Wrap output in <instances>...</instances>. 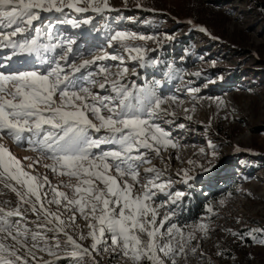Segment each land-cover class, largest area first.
<instances>
[{
  "label": "rangeland",
  "instance_id": "374dc122",
  "mask_svg": "<svg viewBox=\"0 0 264 264\" xmlns=\"http://www.w3.org/2000/svg\"><path fill=\"white\" fill-rule=\"evenodd\" d=\"M108 3L110 10L100 13H75L69 9L55 17L45 13L43 20L77 18L79 27L66 22L58 26L76 33L68 60L59 62L78 87H86L99 96L115 95L111 84L119 79L121 84L134 89L153 87L156 94L164 98V108L179 103L192 109V118L188 113V118L182 117L176 108L168 110L173 115L153 117L152 122L170 133L175 145L189 140L184 143L188 152L171 162L167 160L174 151L171 146L161 148L159 155L141 149L148 162H138L140 182L135 185V190L140 191L147 177L152 175L145 169L154 168L160 172L161 181H171L167 191L183 193L175 204L163 193H157L154 198V204L164 205L159 210L158 220L169 213L170 223L177 224L185 236L191 233L194 237L185 252L175 257L177 264H264V243H261L264 241V0H108ZM85 19L89 23L84 24ZM38 22L34 23L39 25ZM51 26L54 29V25ZM47 27H42L41 42H64L54 31L49 40L44 31ZM116 31L136 35L137 38L128 40L127 44L141 48L144 61L133 60L131 56L135 53L130 55L120 42L109 46L110 36ZM139 36L151 39L140 40ZM69 37L68 34L67 39L72 38ZM84 37H88L86 46ZM62 50L58 47L42 54L55 61L59 60ZM105 54L109 57L105 62L96 59ZM73 55L77 59L72 60ZM111 55L122 59L112 60ZM85 60L89 64L75 71ZM20 64L23 69L39 70L42 65L36 59L30 66ZM101 68L112 75L98 79ZM125 68L127 72L122 78L118 77L117 73ZM103 83L106 86L101 92L98 88ZM12 142L7 137L0 141L31 174H41L40 167L46 169L44 165L51 163L44 159L33 163L37 154L25 144H17V147ZM29 163H33L32 168L27 167ZM48 172L53 173L51 169ZM48 176L51 187L71 196L64 185L75 184V178L59 174ZM128 182L131 183L130 178ZM51 187L44 188L48 199L52 198ZM5 201L15 206L18 198L0 184V202ZM45 207L63 213L65 220L70 215L55 204L45 202ZM25 215L22 223L29 230H38L37 217L30 210ZM76 215V225L68 230L74 236L86 234V221L79 213ZM199 225H204L205 230L201 231ZM169 226L166 223L162 231L166 232ZM45 234L49 243H54V233L45 230ZM60 239L63 242L62 236ZM79 242L85 246L91 243L90 240ZM110 245V239L106 238L92 253V258L85 257L80 264H92L93 259L96 264H127L122 253L113 251ZM39 255L53 264H74L71 259H57L47 253ZM164 259L165 264H171L169 258Z\"/></svg>",
  "mask_w": 264,
  "mask_h": 264
},
{
  "label": "snow or ice",
  "instance_id": "6c2138e0",
  "mask_svg": "<svg viewBox=\"0 0 264 264\" xmlns=\"http://www.w3.org/2000/svg\"><path fill=\"white\" fill-rule=\"evenodd\" d=\"M66 8L75 13L110 10L108 0H0V28L11 29L0 31V51L8 50L0 56L3 61L0 63V141L7 137L18 145L26 144L28 150L37 154L33 163L40 159L51 161L44 166L76 180L75 184L64 185L71 192L69 196L51 187L46 176L41 178L26 171L23 163L0 143V184L18 198L15 206L0 202V264H53L40 253L80 264L85 257L92 258V253L106 238L110 239L113 251L122 253L127 264L145 261L165 264L164 258L177 264L175 257L185 252L194 237L191 233L185 236L177 224L170 223L169 213L158 220L164 205L154 204V198L157 193H163L175 204L183 193L167 191L171 181H161L160 172L154 168L145 169L152 175L140 191L135 190L140 182L138 162H148L141 149L159 155L161 148L175 147L170 133L152 122L153 117L173 113L163 107L165 100L153 87L134 89L118 79L111 84L115 95L109 96L78 87L59 62L68 60L74 41L43 43L42 28L34 23L41 20V13L63 14ZM58 22L80 26L76 19ZM33 30L36 35H31ZM44 31L51 40L53 27L49 25ZM200 31L206 29L200 28ZM136 38L135 34L116 31L110 36L109 46L120 42L130 55L135 53L131 56L133 60L144 61V51L127 44ZM58 47L63 49L59 60H49L42 54ZM24 56L48 64L49 68L41 71L18 67L14 58ZM106 58L108 54L96 57ZM110 58L122 59L117 55ZM88 64L85 60L74 70ZM100 71L107 72V69ZM126 72L125 68L117 76L122 78ZM104 145L112 147L104 149ZM33 163L27 167L32 168ZM185 177L187 181V173ZM46 185L51 187V199L44 191ZM45 202L57 205L58 209L63 207L70 213L67 220L63 213L46 208ZM24 205L28 208H23ZM29 210L37 217L38 230H29L22 223ZM208 211L212 209L209 207ZM77 213L86 221L88 232L74 236L68 229L76 225ZM166 223L170 226L165 232L162 229ZM198 227L205 230L204 225ZM45 230L54 233V243H49ZM84 240H90V245L79 242ZM92 264H96L94 259Z\"/></svg>",
  "mask_w": 264,
  "mask_h": 264
},
{
  "label": "bare ground",
  "instance_id": "6f19581e",
  "mask_svg": "<svg viewBox=\"0 0 264 264\" xmlns=\"http://www.w3.org/2000/svg\"><path fill=\"white\" fill-rule=\"evenodd\" d=\"M67 10H69V9H65L64 10V13L67 11ZM64 13L63 14H61V13H57V12H50L49 14L51 15V16H58V15H64ZM77 19V18H76ZM45 21H47V24H45L44 22ZM43 20V17H41V20L38 22V24L39 25H37V26H41V28L43 27V28H46L48 25H52L53 23H55V27H54V29H53V31L56 33V32H58V31H60V30H63V31H65V29H66V27L65 28H63L62 26L60 27V26H58V19L55 21V22H53V21H48V20ZM1 29H3L4 31H11V29H6V28H0V30ZM2 30V31H3ZM34 31V30H33ZM33 31L31 32V33H33ZM69 31H66L65 33H64V35L63 36H61V39H60V41H66L67 40V37H68V34H69V36L70 37H72V35L74 34H76V33H72V32H70V33H68ZM73 35V37L71 38L72 40H73V38L75 37ZM69 37V38H70ZM88 37H89V35H88ZM88 37H84V41L83 40H80L79 39V42H81V41H83V42H85V46H86V41L88 40ZM89 40H91V39H89ZM94 50V49H93ZM92 50V51H93ZM8 50H4V51H0V54H2V52H7ZM7 54V53H6ZM6 54H4V55H6ZM77 54V53H76ZM26 57H28V56H24V57H20V58H14V62H17V66L18 67H20V62L21 61H23L24 60V58H26ZM33 58V57H32ZM31 58V60L32 61H34L33 59ZM71 59L72 60H74V59H77L76 58V56L75 55H73L72 57H71ZM29 60V59H28ZM101 61H104L105 62V60L103 59V60H101ZM62 62V61H61ZM64 62V61H63ZM20 64V65H19ZM24 64H26L27 66H30L31 64H32V62H26V63H24ZM39 68H40V70L41 71H45V70H47L48 69V66L46 65V64H42V65H40L39 66ZM90 69H92V68H90ZM98 73L100 74V76L98 77V79H102V78H105V77H109L110 75L109 74H111L112 75V72H108V73H106V72H101L100 70L98 71ZM104 75V76H103ZM103 76V77H102ZM96 80V79H95ZM77 84V83H76ZM104 84V83H103ZM106 86V85H105ZM104 86V87H105ZM98 90H100L101 92H103V89L101 88V87H99L98 88ZM199 103V105L202 107V102L201 101H199L198 102ZM175 108L176 109H178L180 112H181V116L182 117H184V118H186L188 115L190 116L189 118H192V109L190 108V109H188V108H185L182 104H179V103H177V104H175V106H172V105H168V107L167 108H165V109H167V110H172L173 111V109L175 110ZM201 110H202V108H201ZM187 113H188V115H187ZM190 113V114H189ZM159 118H161V117H159ZM188 118V117H187ZM158 119V118H157ZM188 129V128H187ZM185 137V136H184ZM183 139V138H182ZM189 141V140H188ZM188 141H187V139H185V140H182L181 141V143H182V145H179V143L177 144L176 143V145H175V147H172V149L174 150V151H172V152H170L169 153V155H170V158H168L167 160H169L170 159V161L171 162H173V161H175V160H177V158L178 157H182V156H184L185 154H187V152H188V150L185 148V146H184V143H188ZM13 143V142H12ZM14 144H15V146H17L18 147V145H17V143H15L14 142ZM26 145V144H25ZM187 146H188V144H187ZM19 151V150H18ZM179 154V155H178ZM31 155V154H30ZM33 159H35V156L33 155ZM165 159V158H164ZM41 163V162H40ZM40 166V165H39ZM38 166V167H39ZM42 166V165H41ZM37 167V166H36ZM40 169H42V171H41V174L39 173H37V175H43L44 177L46 176L48 179H50V177L48 176V175H50V174H53V175H55V174H57V173H49L48 172V170H50L49 168H46V169H44V168H42V167H40ZM62 185V184H61Z\"/></svg>",
  "mask_w": 264,
  "mask_h": 264
}]
</instances>
